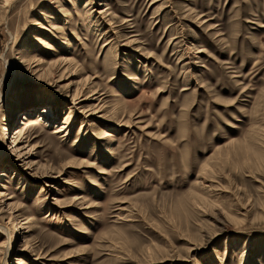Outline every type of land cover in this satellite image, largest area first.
Wrapping results in <instances>:
<instances>
[{
    "label": "rangeland",
    "instance_id": "rangeland-1",
    "mask_svg": "<svg viewBox=\"0 0 264 264\" xmlns=\"http://www.w3.org/2000/svg\"><path fill=\"white\" fill-rule=\"evenodd\" d=\"M0 194V264H264V0H0Z\"/></svg>",
    "mask_w": 264,
    "mask_h": 264
},
{
    "label": "bare ground",
    "instance_id": "bare-ground-1",
    "mask_svg": "<svg viewBox=\"0 0 264 264\" xmlns=\"http://www.w3.org/2000/svg\"><path fill=\"white\" fill-rule=\"evenodd\" d=\"M55 1L56 0H48V2H50V3H55ZM156 2H158V1H156ZM156 2H154V3H156ZM153 4V3H152ZM59 12H60V10H59ZM60 13H62V10H61V12ZM100 15H103V14H105V11H102V12H100L99 13ZM61 15V14H60ZM67 21V20H66ZM51 30H55V28L54 27H51L50 28V30L48 29V31L52 34V31ZM42 47H44V49H46V50H49L51 47H50V44H49V42H48V40H42ZM52 46V45H51ZM49 54V53H48ZM36 59V58H35ZM36 63L38 64V63H40L41 64V61L40 60H38V61H36ZM39 64V65H40ZM39 65H36L35 66V69H38L39 67ZM58 65V64H57ZM52 66V65H51ZM47 70V69H46ZM46 70H44V72H42V75H44L45 74V71ZM64 70V71H63ZM67 70H69V68L67 67L66 69H62L61 71H63V75L67 72ZM35 71H37V72H40V71H38V70H35ZM72 71H73V69H72ZM77 72V71H76ZM71 74V73H70ZM72 74H76V73H72ZM42 75H39V76H42ZM73 75V76H74ZM38 76V77H39ZM72 76V75H71ZM76 76V75H75ZM69 78L70 77H68L66 80H69ZM72 81L73 80H71V81H69V85H71V84H73L72 83ZM87 83V82H86ZM78 91V90H77ZM75 92L74 93V97H73V100H75V102H76V100H79V98L80 97H85V99H84V101H90V100H97V98L95 99V96L96 95H98V93H96L97 91H93V93L91 94V95H83V94H81V93H79V92ZM80 91V90H79ZM81 92V91H80ZM81 100V99H80ZM83 100V99H82ZM90 111V110H89ZM89 111H79V113L78 114H80V115H86ZM99 113H100V110H99V108H96L95 110H93V112H91V114H89L87 117H94V115H96V114H98L99 115ZM42 115L41 116H43L44 117V120L45 119H50V118H52V116H51V114H53L52 113V109H51V107H46V108H43L42 109V113H41ZM24 116L23 117H25L26 118V115H28L27 113H25V114H23ZM94 118H97L98 120H100V121H104L105 120V115H101V116H99V117H94ZM26 120V119H25ZM40 120H42L41 118H40ZM14 122V121H13ZM86 122H84V124H85ZM119 123V122H118ZM121 123V122H120ZM68 126H69V124H68ZM118 126V125H117ZM123 126H126V125H124V124H121L120 125V127H123ZM83 127L85 128V126L83 125ZM62 129V128H61ZM68 132V128H67V125H65L64 127H63V129L62 130H60V131H58V132ZM22 134H23V131H19V130H17L16 132H15V134H14V136L16 137L17 135V137L15 138V141L13 142V145H14V148H15V152L16 153H18V160L19 159H21V160H25V158H27V157H29V156H31V151L29 150V151H24L25 149H23L24 147H21L23 144H25V143H27L28 144V141L26 142L25 140H24V137H22ZM108 137H110V135H106L105 136V138H108ZM102 139H104V138H102ZM14 140V139H13ZM25 148H26V146H25ZM25 162V161H24ZM30 167V166H29ZM101 174L102 175H105L106 173L105 172H101ZM1 176H5V174H2ZM4 197L5 196H3L2 194H0V208L1 209H3V207L6 205V202L5 201H2V199H4ZM7 200H13V197H9ZM19 207V206H18ZM17 207V208H18ZM15 208V207H14ZM20 208V207H19ZM88 209L90 208V207H87ZM16 210V209H15ZM19 209H17V211L16 212H19L18 211ZM22 216L19 214V215H17L15 218L16 219H20ZM29 223H30V220H27V221H25V222H23V223H20V229H22V230H26L27 231V233H29V232H31V228H29V227H27V226H29ZM15 226V225H14ZM17 227V226H16ZM16 229H18V228H16ZM21 230V231H22ZM18 231V230H17ZM2 247H4V246H2ZM5 248H6V246H5ZM2 249H4V248H2ZM8 249V248H7ZM4 251V250H3ZM5 260V259H4Z\"/></svg>",
    "mask_w": 264,
    "mask_h": 264
}]
</instances>
